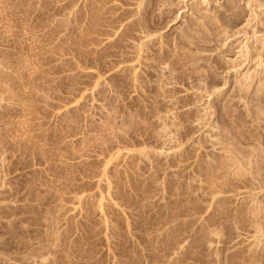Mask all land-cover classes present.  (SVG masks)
Instances as JSON below:
<instances>
[{
  "label": "rangeland",
  "instance_id": "rangeland-1",
  "mask_svg": "<svg viewBox=\"0 0 264 264\" xmlns=\"http://www.w3.org/2000/svg\"><path fill=\"white\" fill-rule=\"evenodd\" d=\"M261 10L0 0V264H264Z\"/></svg>",
  "mask_w": 264,
  "mask_h": 264
},
{
  "label": "bare ground",
  "instance_id": "bare-ground-1",
  "mask_svg": "<svg viewBox=\"0 0 264 264\" xmlns=\"http://www.w3.org/2000/svg\"><path fill=\"white\" fill-rule=\"evenodd\" d=\"M257 5V7L259 8L260 6L259 5H261V4H256ZM238 9V8H237ZM245 13V11L242 9V10H239V11H236V14H235V21L234 22H236L238 19H240L242 16H244L243 14ZM264 15V12H262V10H261V12L259 11V12H257V19L258 20H260L261 19V16H263ZM253 18V17H252ZM220 21V20H219ZM233 22V23H234ZM260 22V21H259ZM264 22V21H263ZM258 54V53H257ZM254 77V76H253ZM251 79V78H250ZM259 81V80H258ZM253 99L257 102V105H258V107L260 108V110H261V108L262 107H264V96L263 95H256L255 97H253ZM259 110V111H260ZM262 112H263V110H261ZM257 112V111H256ZM259 113V112H258ZM259 117V116H258ZM262 126V125H261Z\"/></svg>",
  "mask_w": 264,
  "mask_h": 264
}]
</instances>
